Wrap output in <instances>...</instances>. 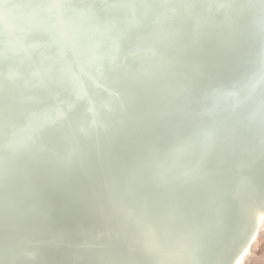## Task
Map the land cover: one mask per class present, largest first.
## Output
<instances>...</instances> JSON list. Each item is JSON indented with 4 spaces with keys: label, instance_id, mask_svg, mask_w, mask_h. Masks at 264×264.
Segmentation results:
<instances>
[{
    "label": "bare ground",
    "instance_id": "6f19581e",
    "mask_svg": "<svg viewBox=\"0 0 264 264\" xmlns=\"http://www.w3.org/2000/svg\"><path fill=\"white\" fill-rule=\"evenodd\" d=\"M139 1L0 0V264H230L242 247L243 264L251 255L264 225V0H174L184 17L168 16V29L143 24L148 3ZM97 21L112 30H93ZM113 28L134 29L132 48L138 38L152 50L143 70L161 54L169 70L140 75L150 90L134 96L138 106L106 112L101 99L95 132L67 40L78 46L77 66H101L105 49L90 44L112 41ZM102 66L97 89L108 77L113 93L135 94ZM234 164L251 174L244 194L234 189ZM177 206L194 217L192 246L179 240ZM254 219L255 239L244 246ZM133 239L132 256L120 242ZM156 240L164 246L152 256Z\"/></svg>",
    "mask_w": 264,
    "mask_h": 264
},
{
    "label": "water",
    "instance_id": "95a60500",
    "mask_svg": "<svg viewBox=\"0 0 264 264\" xmlns=\"http://www.w3.org/2000/svg\"><path fill=\"white\" fill-rule=\"evenodd\" d=\"M180 1H182L183 3H186L187 6H191V4H192V1H190V0H180ZM139 2H141V4L148 3L147 8L143 9L144 11L142 10L143 14L141 16V18H142L141 21H143V24L145 22H148V23L150 22L151 24L158 25L159 28H167L168 29V28H171L170 23H167L168 21L166 22V20H167L166 18L168 16L173 15L175 17V15H181L182 18L184 17V15L180 14V12H179L180 8H176V9L174 8V4H175L174 0H142V1L140 0ZM139 10H140V8H139ZM157 12L161 13V17L158 15ZM163 14L165 15V18L162 17ZM134 15L135 14H133V16ZM129 20L131 22L133 20V18L129 19ZM106 28H111V30H112L111 26H105V25L103 26V25H101L100 22L98 23V21H97V22H95V26L93 27V30L96 31L97 29H101L103 31ZM136 28L138 29V31H140V29H141L140 25H139V27H136ZM130 29H131V31L134 30L132 28H130ZM130 29H125V30L123 29L124 31H120L118 29V31H115V28H113V31H110V33H112V32L114 34H115V32H117V33L115 34L116 36H115V38L112 39V41H110V39H108L109 37L107 36V37L102 38L104 40H102V39H100L99 41L96 40L97 42L95 45L90 44L92 50L94 47L99 48L101 51L103 50V48L105 49L106 54H103L102 57H100L102 60L101 62L103 63V64H101V66L100 65H97V66L94 65L93 66V65L84 63V59H83V61H81V63L83 64L82 67H80V65L77 66V63L82 59V58L80 59V57H78L77 53H76V50H77L76 47H78V46L77 45L75 46L73 41L67 40V47H68L67 53L71 52V54L73 55L74 66H75V62L77 60L75 68L79 69V70L77 69V78H78L79 87H80L81 91L85 94L87 107L94 110V113L92 114V121H91L92 125L91 126L93 127V130L95 132L98 130V126H99V122H100V117H101L99 114V112H101L100 108L103 110V108L105 106L106 112L107 111L113 112L115 110V108H119L121 111H125V110H128V108H130V107L133 108L135 106H138V104H140V103H134L133 102L134 96H137L139 93H141L143 96H145V99H146L147 98L146 96L149 95V90H150L149 86H146V85L140 83V81H139V80H141V78H139V77H141L140 75H143L144 77L147 76V79L150 80L149 78L153 77L151 75L153 73H155V75H157L158 71H160V68L161 69L163 68L161 71L165 70V72H167L166 69H167V67H169L168 59H170V58L167 59L165 56H162L163 54H161L160 56H157L158 63H156L153 66L154 68L149 67V69L143 70L142 66H141L142 62H143L144 58L151 57L150 55H152L151 54L152 50L149 48H146V47L142 48V45H141L142 39H138V38L135 40L136 44H135V46L133 45V48H132V45H130V40H129L130 37L128 38ZM90 30L87 33V38L89 37V34L92 32ZM90 37H92V36H90ZM177 38H178V36H177ZM175 40L176 39H174V41ZM85 45L87 46V44H85ZM110 50H114V53L108 54L107 51H110ZM153 57L154 56H152V58ZM178 60H179V57L177 55H174V57H171L172 63H170V64L174 66V63L177 62ZM165 61L167 63H165ZM163 64H165V66H162ZM102 65L108 66L111 69V73L112 72L116 73L115 74L116 77H118V79H121L120 80L121 82H124L127 84H128V82L130 84L134 83L133 88H134L135 94L130 92V93H125L123 95L121 94L122 95L121 96V95H118V93H113V89H114V86L116 83L114 80L108 79V77H106L107 80L105 81V83L101 84L103 86L100 85L101 87L99 89H97L99 87V85L95 83L94 79L96 78V75L98 73L102 74L101 73V71L103 69ZM123 69L126 70V74L122 75V74H120V71L122 72ZM167 70H169V69H167ZM96 79H98V78H96ZM92 80L94 81L93 83L91 82ZM90 85H92L94 89H97L96 90L97 94L93 93L94 91H92V88L90 87ZM142 87H145V88H142ZM146 89H147V93H145ZM227 89L232 91L233 89H235V85L228 83ZM99 90L101 91V94H102L100 96H98ZM151 90H152V88H151ZM127 92H129V91L127 90ZM142 98H144V97H142ZM101 99H105V103L107 102V104H105L104 101H102ZM100 102H103V104H105V105L103 107H100ZM57 103H58V101H57ZM55 105H56V103H55ZM58 106H59V108L58 107L55 108V109L58 108L57 109L58 116L59 117H63V116L65 117V115L67 113L66 110L61 108L60 105H58ZM50 115H52L51 111H49V110L45 111L44 117L46 118L47 121L52 123L53 120H49V118H51ZM47 136H49V135H46L45 138ZM46 159H47L46 157L42 156V157L38 158L36 162H32V163L35 164L38 161H45ZM32 163H29V168L32 167ZM185 164H186L185 168L186 167L188 168L189 166H187V165H190V163H185ZM239 168H240V166L237 164L232 165L233 171L240 170V174H239V178H238L240 180V182L235 185L234 189H235V191H239L240 194H244L246 192V190L243 189L242 187H244V183L249 182L251 180V174L247 170L239 169ZM147 172H148V169H147ZM26 173H27V171H25V173H23V175H25ZM141 173H143V172H141ZM209 173L212 174L213 176L216 175V173L212 169L209 171ZM217 174H218V172H217ZM141 175H143V174H141ZM25 176H23V177H25ZM159 185L162 186V185H164V183H161ZM160 186H158V187H160ZM12 204L14 205V203H12ZM13 205L10 207H13ZM20 205H21V203L19 204V206ZM122 205L123 204H120L118 207L115 208V210L120 211V207ZM16 206L17 205L15 204V207ZM170 207H171V209L173 208L172 205ZM122 208H124V207H122ZM142 208H145V207H142ZM175 209H176L175 210V217L181 218L183 220V228L179 232V240L182 239V242L187 247L189 245L192 246L191 244H194V240H195L194 238L196 235H193V232H191L189 230L188 226H189V224L191 225V223L193 221L192 219L194 217H193L192 213H186L185 215H183V213L178 211V206L175 207ZM131 210L132 209H128V208L124 209L125 212H123V214H125L127 219H130V214L132 215V213H133L132 212L133 210L132 211ZM149 211L150 210L148 209L147 210L148 214L149 215L152 214ZM219 213L220 212L217 211V216L220 215ZM254 220L255 221L254 222L252 221V226L250 227L251 230H250L249 234H247V236L244 240V246L249 245L251 243V241H253L255 239V235H256V232L258 229V225H259V221L257 219H254ZM144 227L146 229H152L153 231H155V233L158 235V238L160 237L161 241L163 240L164 231H162V229H155L154 230L153 227L150 226L149 223L145 224ZM108 230H109V234L113 235V237L116 239H118V236L120 235V233L122 231L120 228H116L114 225L109 226ZM112 238H111V241H110V237L108 235H106L104 238H102L105 247L109 250H110V246H112L111 245ZM120 240H121V238H119V241ZM156 241L157 242H155V243L153 242V244H151L150 247H148V249H147L148 253L151 254L152 256L155 255L156 253H158V250L163 249L162 246H164V244L160 245L158 243L159 242L158 240H156ZM134 242H135L134 239L130 240V241L127 240V241L120 242L121 248H123L125 251H130V253L132 255V250L134 251L133 247L135 246ZM242 250H243V247L241 248V250H239L240 252L238 251V252H236V254H234V256L231 259L230 264H237L239 253H241ZM163 255H164V257H162V258L164 259L166 257V255H168V254H167V252H165ZM86 258H88L87 255H86ZM158 261H161V260L157 259V264H159ZM180 262H181V264H192V263H189V261L185 260V259H181ZM99 264H102V263H99Z\"/></svg>",
    "mask_w": 264,
    "mask_h": 264
},
{
    "label": "rangeland",
    "instance_id": "374dc122",
    "mask_svg": "<svg viewBox=\"0 0 264 264\" xmlns=\"http://www.w3.org/2000/svg\"><path fill=\"white\" fill-rule=\"evenodd\" d=\"M243 264H264V225L252 247L251 255L245 259Z\"/></svg>",
    "mask_w": 264,
    "mask_h": 264
}]
</instances>
